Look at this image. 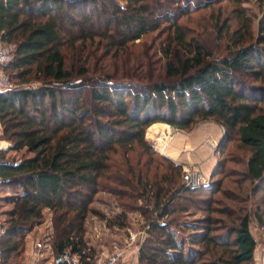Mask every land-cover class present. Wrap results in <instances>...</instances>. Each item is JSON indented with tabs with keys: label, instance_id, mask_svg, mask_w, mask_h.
<instances>
[{
	"label": "trees",
	"instance_id": "trees-1",
	"mask_svg": "<svg viewBox=\"0 0 264 264\" xmlns=\"http://www.w3.org/2000/svg\"><path fill=\"white\" fill-rule=\"evenodd\" d=\"M216 2L0 0L1 41L15 48L1 68L18 83H41L0 92L8 143L0 149V187L10 189L0 197L8 207L0 212L1 264L21 256L46 211L52 253L69 251L79 264H97L85 223L90 214L105 219L91 207L100 192L123 209L145 203L139 264H254L252 216L264 227V14L255 34L254 16L244 8L222 21L218 9L209 20L217 39L212 48L180 20ZM154 32L159 42L146 44ZM96 54L110 63L90 64ZM203 121L224 129L217 153L234 140L246 155H226L212 173L231 162L224 177L187 188L181 166L159 155L145 133L158 122L186 132ZM8 152L19 159L9 160ZM193 208L203 212L188 226L198 248L183 255L171 227ZM126 220L120 213L106 224L122 229Z\"/></svg>",
	"mask_w": 264,
	"mask_h": 264
},
{
	"label": "rangeland",
	"instance_id": "rangeland-1",
	"mask_svg": "<svg viewBox=\"0 0 264 264\" xmlns=\"http://www.w3.org/2000/svg\"><path fill=\"white\" fill-rule=\"evenodd\" d=\"M237 6L244 8L248 14L254 16L252 27H253V32L256 34L259 19H261V17L264 14V0H239V2L230 1V0H217V2L214 4V7L211 11L201 10L199 12H194L189 16V18L187 17L182 18L180 20V23H182L184 26H186L190 30H196L198 33L189 31V34L197 35L199 40L207 43L209 46L214 48L216 46L217 39L215 38V34H214L215 31L213 30V28H210V25H211L210 21L213 20L214 22V18L218 17V9L219 10L221 9L222 11L221 21L223 20V18H225V16H229L230 18H235L236 14L233 12V10ZM200 15L201 16L204 15V17L199 18ZM235 24L236 22L232 20L231 21L232 30L235 28ZM156 38H157L156 32L148 35V37L146 38L147 39L146 44L150 45L151 43H155ZM156 42H159V39H156ZM135 44L138 45V42H136ZM0 45H1V49L6 50L13 57V52L15 49L14 44H7L1 41ZM101 62L110 63V59L108 58L106 60H101L98 57V54H96L95 58L90 59V64H100ZM126 65L127 63H124L123 67L124 66L126 67ZM119 70L121 72L122 65L120 66ZM11 81L13 83L19 82L14 77L11 78ZM29 83H32L33 85L31 86V89H35L41 86V83L38 81H31ZM167 126L168 125H165V124H157V125L150 126L146 130L145 137L152 144L154 150L159 155L168 157L169 155H167L168 154L167 149L171 145V133L165 132V130L167 131V129H171L172 133L175 132V130L176 131H180V130L175 129L171 127L170 125H169L170 128ZM161 138L163 139V142L166 143V148L164 151L160 147ZM209 139L205 140V143L207 145H208L207 141ZM222 139L220 141L216 139H212V140L217 141V146L214 151H212L210 148V151L214 156H216L217 161L226 160V155H230V154H233L236 156L237 155L243 156V157L246 155L243 151L239 149L237 150L235 149L236 146H235L234 140L229 141L226 144L224 150L222 152L219 151L217 153V148L219 146V143L222 141ZM5 143L7 146V141H5L2 138V127L0 125V146L5 147ZM0 149H3V148H0ZM19 156H20L19 152L18 153H15V152L7 153V158H9V160L13 158L19 159ZM232 166L233 165L231 164V162H227L226 167L224 169H217L218 171L217 175L215 174L206 175V177L210 179L209 180L211 182L210 185L216 182L217 180H219L220 178L224 177V175L226 174V171H228ZM239 168H242V166ZM215 169L216 167L214 168L213 172H215ZM221 171L222 173H219ZM227 180L228 179L224 181L223 183L224 186H227L228 184ZM183 184H184V180H183ZM260 188L264 189V187H260ZM9 192H10V189H3L2 187H0V197L5 196ZM260 195H262V191H260L256 195L255 198L259 197ZM222 201H225V200L222 198ZM253 201L247 203V206L251 209L252 212L254 209L252 206ZM121 202L127 205L131 204L130 202L126 201V199L122 200ZM145 206L146 205L144 202L134 201L132 206H130L129 208L123 209V207L120 206L118 199H116V197H114L110 193L100 192L98 195H96L91 207L94 210L100 212L101 215H103L105 219H102L95 214L88 215L86 219V223H85V240L87 244L90 245L96 251L95 261H97V264H99V262L102 263L105 260L107 254H109L115 248L124 251L123 252L124 259L120 260L118 262L119 264H126L130 260V258H132V256L136 258V264H139V250H140L139 245L147 237L146 228H145V224L147 220H146V216H144V211H146L147 208ZM138 208L140 209L138 210ZM5 209H8V207L3 206L0 203V212L1 210H5ZM120 213H124L125 216L127 217V220H126L127 226L122 229L109 228L106 224V219L113 218L114 216ZM202 213L203 212L196 211L193 208L188 214H184V215L182 214V216L179 217V221H178L179 224L171 227L172 234L174 235L175 239L178 241V244L182 247L183 255H188L193 250H195V248H198L197 246H194L191 243V238L195 232L190 230L188 226L193 224L197 220H200L203 216ZM2 220H3V217L0 215V221L3 223ZM40 225L35 226L31 230L33 232V234H31V237L28 238L26 235L25 242H24L25 248L21 256L16 258L13 262H11V260L8 261L7 264H23V263L25 264L27 263L28 258L32 256L35 257L36 260L38 259L39 264L43 263L41 261L43 256H46L44 257L45 259L46 258L50 259L49 260L50 264L52 263L53 258H55L56 256L52 253L51 246L48 242L52 234V231H51L52 228L50 226L51 223L50 221H44V223H41ZM250 230L253 233L255 241L258 243V245L264 246V227L260 228L258 226V223L256 222L254 216H252L251 221H250ZM130 234L136 235L137 239H136V242H134V244L129 243ZM30 241H32V244L34 245H32V247L30 245V249H29L28 242ZM37 242H40L43 244L41 248H37V249L35 248ZM65 252H69V251H65ZM257 254L260 255V251L258 249H257ZM253 262L254 264H261L260 256H259V260L256 259V260H253Z\"/></svg>",
	"mask_w": 264,
	"mask_h": 264
},
{
	"label": "crops",
	"instance_id": "crops-1",
	"mask_svg": "<svg viewBox=\"0 0 264 264\" xmlns=\"http://www.w3.org/2000/svg\"><path fill=\"white\" fill-rule=\"evenodd\" d=\"M157 124H163V123L158 122L152 124L151 126ZM166 132L171 133V145L167 149V153H168L167 155H169L168 157L172 161L176 160L181 164H191V163L198 164L205 173V175H212L213 170L217 165V158L211 153L210 147L205 143V140L211 138L220 141L223 137L220 131V125H218L213 121H203L197 123L190 131L185 132V131L175 130V132L173 133L171 131H166ZM7 146L5 143V147L0 146V148L5 149ZM49 217L50 214L48 211H46L44 221H50ZM44 221L41 223H44ZM31 234H33L32 231H30L27 234V237L28 238L31 237ZM37 244H41V246L43 245L40 242H37ZM30 245L31 247L32 245H34L32 244V241L28 242L29 249H30ZM256 256H257V248L254 251V260ZM44 257L46 256H43L41 261L44 264H50L49 261L50 259L47 258L45 259ZM25 264H39V263H38V259L36 260V258L32 256L28 258L27 263Z\"/></svg>",
	"mask_w": 264,
	"mask_h": 264
},
{
	"label": "built area",
	"instance_id": "built-area-1",
	"mask_svg": "<svg viewBox=\"0 0 264 264\" xmlns=\"http://www.w3.org/2000/svg\"><path fill=\"white\" fill-rule=\"evenodd\" d=\"M0 44H1V35H0ZM12 60V56L6 51L1 49L0 45V92L1 91H9V90H18V89H31L32 83H13L11 81V77L4 72V70L1 68V66L8 64ZM220 131L222 135L224 134V129L222 126H220ZM209 147L212 151L216 149L217 141L209 139L207 141ZM175 165L181 166L182 171L184 173V186L187 188H197V187H206L210 185V179L206 177L202 169L198 164H181L178 161H173ZM1 163V160H0ZM1 180V179H0ZM5 229L3 227L2 222L0 221V240L4 233ZM136 235L130 234L129 236V243L134 244L136 242ZM141 244V243H140ZM140 246V245H139ZM35 248H41V244H37ZM260 251V255L257 254L255 257V260H259L261 264H264V246L257 245L256 247ZM124 251L115 248L112 250L109 254H107L105 260L99 264H119L118 262L122 259H124ZM137 253V251H136ZM1 257L2 252L0 249V264H1ZM136 257V256H135ZM59 263H65V264H79V257L76 254H71L69 252H64L61 255L56 256L53 258L51 264H59ZM97 263V261H96ZM126 264H136V258L132 256L130 260Z\"/></svg>",
	"mask_w": 264,
	"mask_h": 264
},
{
	"label": "bare ground",
	"instance_id": "bare-ground-1",
	"mask_svg": "<svg viewBox=\"0 0 264 264\" xmlns=\"http://www.w3.org/2000/svg\"><path fill=\"white\" fill-rule=\"evenodd\" d=\"M163 138V137H162ZM161 138V144H160V147L162 148V150L164 151L165 148H166V143L163 142V139Z\"/></svg>",
	"mask_w": 264,
	"mask_h": 264
},
{
	"label": "water",
	"instance_id": "water-1",
	"mask_svg": "<svg viewBox=\"0 0 264 264\" xmlns=\"http://www.w3.org/2000/svg\"><path fill=\"white\" fill-rule=\"evenodd\" d=\"M224 135V134H223Z\"/></svg>",
	"mask_w": 264,
	"mask_h": 264
}]
</instances>
